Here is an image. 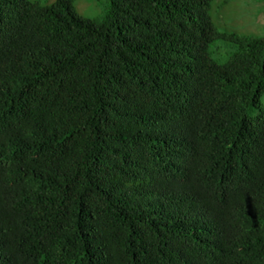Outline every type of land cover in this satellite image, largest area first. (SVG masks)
Listing matches in <instances>:
<instances>
[{"label": "trees", "instance_id": "16d2710c", "mask_svg": "<svg viewBox=\"0 0 264 264\" xmlns=\"http://www.w3.org/2000/svg\"><path fill=\"white\" fill-rule=\"evenodd\" d=\"M211 2L0 0V264H264V37Z\"/></svg>", "mask_w": 264, "mask_h": 264}, {"label": "rangeland", "instance_id": "374dc122", "mask_svg": "<svg viewBox=\"0 0 264 264\" xmlns=\"http://www.w3.org/2000/svg\"><path fill=\"white\" fill-rule=\"evenodd\" d=\"M43 5H50L55 0H30ZM106 0H72L76 13L80 16L100 20L104 17ZM211 19L216 31L234 33L240 36L264 37V0H212ZM235 45L232 43L215 40L208 47L211 59L218 64L228 60L234 53ZM260 106L264 110V93L260 98ZM257 113L249 112V116Z\"/></svg>", "mask_w": 264, "mask_h": 264}]
</instances>
